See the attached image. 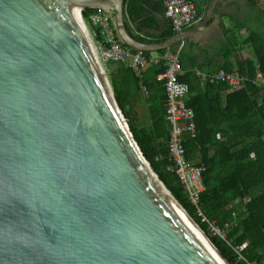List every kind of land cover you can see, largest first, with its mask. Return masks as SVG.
Instances as JSON below:
<instances>
[{
    "label": "water",
    "instance_id": "95a60500",
    "mask_svg": "<svg viewBox=\"0 0 264 264\" xmlns=\"http://www.w3.org/2000/svg\"><path fill=\"white\" fill-rule=\"evenodd\" d=\"M218 1L142 42L126 0H0V264H219L161 188L194 222L139 147L83 16L111 13L124 45L159 52L203 32Z\"/></svg>",
    "mask_w": 264,
    "mask_h": 264
},
{
    "label": "trees",
    "instance_id": "16d2710c",
    "mask_svg": "<svg viewBox=\"0 0 264 264\" xmlns=\"http://www.w3.org/2000/svg\"><path fill=\"white\" fill-rule=\"evenodd\" d=\"M159 1L156 3L158 8L155 9H163L164 13L163 3ZM150 2L151 0H126L125 22L127 19H143L145 14L150 13L147 9ZM204 12L205 10L198 9L200 17ZM86 17L85 13L84 18ZM142 22L150 25V21ZM153 23V28H160L156 18ZM162 25L164 29L154 39L143 38L129 31L136 40L142 42L163 40L175 33L169 19ZM239 30L240 27L224 28L217 58L199 61L197 56L185 52L183 48L179 51L184 71L179 78L189 86L188 104L194 111L197 131L194 138L185 141V148L188 156L198 149L201 162L206 165L202 174L204 190L199 194L198 205L201 208L209 207L206 214L209 222L219 226L225 222L230 223L225 238L211 234L208 222L198 217L196 206L188 200L177 175L170 171L165 94L155 79V75L162 69L154 66L145 73L144 83L149 93L142 97L144 103L148 104L145 111L135 109L130 102V98L140 92L137 80L130 70L122 78L121 86L130 112L122 105L121 90L110 83L129 120L133 135L153 170L207 235L212 245L229 264H264V83L258 85L254 80L257 71L264 72V40L253 32L247 37L250 46L245 41L243 47L235 49L233 44ZM246 44L248 48L244 46ZM161 52L163 50L159 51ZM144 54L151 52L144 51ZM218 69L227 72L237 70L244 80L237 89L230 90L225 82L212 84L202 79L203 74ZM247 196H251V201L245 203L243 199ZM234 246L238 248L237 251Z\"/></svg>",
    "mask_w": 264,
    "mask_h": 264
},
{
    "label": "built area",
    "instance_id": "2783aa9c",
    "mask_svg": "<svg viewBox=\"0 0 264 264\" xmlns=\"http://www.w3.org/2000/svg\"><path fill=\"white\" fill-rule=\"evenodd\" d=\"M161 1L164 15L170 20L175 33L193 26L200 20L198 9L190 0ZM85 13L87 17L84 20L88 30L90 26L96 27L94 31L96 38L93 39V43L96 56L104 69H107L106 65L109 63H120L123 68L132 72L139 88L144 92L147 91L144 83L145 73L154 66L162 69L155 75V79L165 94L164 109L169 126L167 146L171 162L170 171L175 173L182 183L188 200L196 206L198 217L208 222L215 235L225 238L230 223L225 222L219 226L214 222H209L206 218L209 207L201 208L198 205L199 194L204 190L202 174L206 165L201 162V153L198 149L193 150L188 156L185 148V141L194 138L197 131L194 121L195 114L188 104L189 86L179 78L184 74L179 58L180 48L165 49L156 55L152 53L147 55L142 51L132 50L117 37L114 21L109 13L89 8L84 10ZM233 48L238 49L240 45ZM202 79L212 84L225 82L230 90H234L241 85L244 77L237 70L227 72L218 69L212 73L203 74ZM254 80L258 85L263 84L264 72L257 71ZM249 201H251V196L243 199L245 203Z\"/></svg>",
    "mask_w": 264,
    "mask_h": 264
},
{
    "label": "crops",
    "instance_id": "0c3cea01",
    "mask_svg": "<svg viewBox=\"0 0 264 264\" xmlns=\"http://www.w3.org/2000/svg\"><path fill=\"white\" fill-rule=\"evenodd\" d=\"M192 1L197 9L206 10L209 0H190ZM258 1V0H257ZM157 2L159 0H151L147 9L150 11L149 14H145L142 18L137 21L126 20V25L129 30L143 38L154 39L164 29L163 22L167 20L162 10H157ZM259 2V1H258ZM262 4V3H261ZM258 4L256 0H219L213 16L212 22H210L206 28L199 35L186 39L182 43L177 44L173 49L183 48L185 52L197 56L199 61H208L211 57H216L217 51L219 50L222 39L224 28H235L240 27V30L236 32L237 38L233 44V47L238 45L243 47V43L247 41L249 34L256 32L255 28H262V34L264 36V8ZM203 16V15H202ZM201 16V17H202ZM200 17V19H201ZM155 18L159 21L160 28L155 29L152 27L155 22ZM142 20L150 21V25L144 24ZM198 23V22H197ZM196 23V24H197ZM260 35L258 32H256ZM262 36L263 40L264 37ZM96 38V34H94ZM248 45L250 43L247 41ZM247 47V44L244 45ZM174 47V46H173ZM158 52L152 54L156 55ZM251 57L253 54L249 51ZM110 70L107 69L109 76H114L122 79L128 74V70L123 68L119 63H109ZM108 76V77H109ZM140 90V89H139ZM147 92H136L133 97L130 98L132 106L137 110H147L148 104L143 101V96H148ZM140 99V100H139Z\"/></svg>",
    "mask_w": 264,
    "mask_h": 264
},
{
    "label": "bare ground",
    "instance_id": "6f19581e",
    "mask_svg": "<svg viewBox=\"0 0 264 264\" xmlns=\"http://www.w3.org/2000/svg\"><path fill=\"white\" fill-rule=\"evenodd\" d=\"M83 29V28H82ZM97 57V56H96ZM159 184V181H158ZM161 188L167 194V198L169 201L173 204V206L178 210V212L182 215V217L187 221V223L192 227V229L197 233V235L200 237L202 242L205 244V246L208 248V250L211 252L213 257L216 259V261L219 264H228L220 254L215 250V248L212 246V244L209 242V240L204 236V234L200 231V229L195 225V223L189 218V216L183 211V209L169 196L167 193L168 191L164 188L162 184H160Z\"/></svg>",
    "mask_w": 264,
    "mask_h": 264
},
{
    "label": "rangeland",
    "instance_id": "374dc122",
    "mask_svg": "<svg viewBox=\"0 0 264 264\" xmlns=\"http://www.w3.org/2000/svg\"><path fill=\"white\" fill-rule=\"evenodd\" d=\"M259 1V0H258ZM257 0H256V2L258 3V4H261V2L259 1L258 2ZM261 6L264 8V5L263 4H261ZM110 14V16L112 17V14L111 13H109ZM113 18V17H112ZM90 26V25H89ZM128 27V26H127ZM96 30V27H91L90 26V28H89V31H90V33H91V36L93 37V39L95 38L94 37V31ZM255 31L256 32H258L259 34H260V36H263V34H262V28H261V26L260 27H257V28H255ZM264 37V36H263ZM248 48V47H247ZM152 54H154V53H156V52H151ZM120 64V63H119ZM121 65V64H120ZM106 67H107V69L108 70H110V66H109V64L108 65H106ZM106 69V70H107ZM107 73H108V71H107ZM108 76H109V74H108ZM109 79L111 80L110 82L112 83V85L114 86V87H118L119 88V90H121L120 91V96L122 97V105H123V107L125 108V110L127 111V112H130V108H129V106L127 105V101H126V99H125V92L123 91V89H122V79H120V78H118V77H114V76H109ZM144 79H145V77H144ZM146 85V84H145ZM139 87V86H138ZM146 87H147V85H146ZM140 89V88H139ZM141 90V89H140ZM114 91V90H113ZM142 91V90H141ZM159 91H161L162 92V90L161 89H159ZM142 92H144V91H142ZM147 92V91H146ZM140 100V99H139ZM128 122H129V120H128ZM210 232H211V234H213V235H215V233L211 230V228H210ZM234 248H235V250L237 251L238 250V248L236 247V246H234Z\"/></svg>",
    "mask_w": 264,
    "mask_h": 264
}]
</instances>
